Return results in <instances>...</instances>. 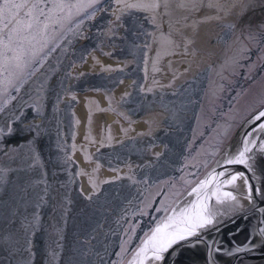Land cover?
Returning a JSON list of instances; mask_svg holds the SVG:
<instances>
[{
    "label": "rangeland",
    "instance_id": "obj_1",
    "mask_svg": "<svg viewBox=\"0 0 264 264\" xmlns=\"http://www.w3.org/2000/svg\"><path fill=\"white\" fill-rule=\"evenodd\" d=\"M247 1L208 7L198 0L193 8L161 0L154 13H116L115 0H100L71 24L37 35L32 44L47 45L11 77L14 86L0 73V264L112 263L143 196L179 169L215 62ZM162 34H170L174 54L164 55ZM92 50L123 66L80 73L74 66ZM88 88L111 97L120 127L149 116L151 128L87 143L72 95ZM85 144L102 167L123 173L84 185L80 166L88 161L77 154Z\"/></svg>",
    "mask_w": 264,
    "mask_h": 264
},
{
    "label": "water",
    "instance_id": "obj_2",
    "mask_svg": "<svg viewBox=\"0 0 264 264\" xmlns=\"http://www.w3.org/2000/svg\"><path fill=\"white\" fill-rule=\"evenodd\" d=\"M262 101L264 0H248L215 62L179 169L143 196L111 264H140L136 254L143 241L157 225L163 229L168 217L179 223L182 209L191 212L198 203L192 189L206 178L211 180L209 195L218 187V194L231 192L236 199L217 203L211 196L206 202L215 213L213 223L177 240L161 253L162 259H145L144 264H264V150L260 148L264 133L252 137L256 145H249V167L224 163L243 148L245 134L264 122L250 123L264 110ZM221 172L224 176H219ZM236 174L242 175L224 183ZM245 177L252 188L251 200Z\"/></svg>",
    "mask_w": 264,
    "mask_h": 264
},
{
    "label": "snow or ice",
    "instance_id": "obj_3",
    "mask_svg": "<svg viewBox=\"0 0 264 264\" xmlns=\"http://www.w3.org/2000/svg\"><path fill=\"white\" fill-rule=\"evenodd\" d=\"M99 2L100 0H75V2H71V0H0V73L6 72L9 77L6 79L5 84L14 86L11 77L23 72L24 68L29 66L39 52L43 51V47H46V40L39 49L32 44L37 35L44 36L50 28L55 31L57 26L63 28L66 23L71 24L74 18L81 16L82 13H87L88 9H94ZM163 2L164 6L167 7L168 0H163ZM238 2H243V0H238ZM115 3L121 13L131 10L154 13L161 6V0H115ZM188 3L195 8L197 0H188ZM217 4L218 0L217 3L209 0L208 7H217ZM180 6L185 7L186 4L181 3ZM94 15L95 12L93 11L89 14V18ZM117 19H120V17L117 16ZM206 19H212V17H207ZM151 22L156 24L155 15L151 17ZM157 28L159 29V25H157ZM68 30L71 31L72 29ZM148 35H152V33ZM159 42L161 48L164 49V55L174 54L167 50L174 43L170 39V34L169 36H163L162 34ZM190 43L192 41L188 40L185 48ZM26 45L31 47H26ZM145 46L151 47L150 45ZM176 47L178 48L179 45H176ZM9 53L11 54L9 55ZM160 55V52H157V60L153 61L154 71L158 70L155 65ZM6 90L7 88L5 87ZM141 90L143 91V89ZM16 91H19L18 87ZM148 91H151V89L149 88ZM261 103H264V101ZM262 120H264V110L259 111L250 123L255 124L257 121ZM9 132H11V129H9ZM254 133H264V122H260L252 131L245 134L243 148L238 150L237 154L228 157L224 161L225 164H243L245 167H249L247 160L250 157L247 154L252 151L249 145H256V139L252 138ZM260 148L264 150V143L260 144ZM224 174V172H221L219 176H224ZM240 175L242 174L232 175L231 179L224 183H232ZM210 183L211 180L206 178L192 189V193H196L198 197V203L192 205L191 212L187 208L181 210L179 223H177L176 217L170 216L167 218L168 223L164 225L163 229L160 225H157L151 235L148 236V239L143 241L142 247L136 254L140 264H144L145 259H162L161 253L167 251L177 240H183L186 236L194 235L197 228H204L206 225L212 224L213 220L211 217L215 213L209 209L206 202L211 196L216 197L217 203H223L225 199H236L231 192L218 194V187L212 190L209 195L206 189ZM245 185L248 193L247 198L251 200L252 188L248 184L246 177ZM257 194H259V189H257ZM159 210L157 209V211ZM149 252H151V255H149Z\"/></svg>",
    "mask_w": 264,
    "mask_h": 264
},
{
    "label": "bare ground",
    "instance_id": "obj_4",
    "mask_svg": "<svg viewBox=\"0 0 264 264\" xmlns=\"http://www.w3.org/2000/svg\"><path fill=\"white\" fill-rule=\"evenodd\" d=\"M114 11L116 13L119 12L116 3H114ZM110 60L106 55H100L97 51L92 50L87 54L81 64L77 63L74 67L79 68L77 71H80V73L93 70L96 73L108 74L120 70L121 66H123L122 62H113ZM89 88L72 95V97H75L72 99L76 100L81 107L82 126L80 128V135L87 143L96 141L99 138L111 140L117 137H123L128 132H131L132 135L142 134L136 133L135 131H141V126L143 125H146L148 130L151 128V118L149 116L139 118L130 124L128 123L125 127H120L119 115L116 113L111 97L103 94L102 91H92ZM75 121H79L78 116H75ZM78 147L79 153L77 154V158L80 159L82 157L80 159L81 161H88L87 163L82 162L80 173L85 176L83 184L86 186L89 185V188H97L103 180L110 182L113 175L117 177L123 173L120 169L102 167L92 158V149H88V145L85 144Z\"/></svg>",
    "mask_w": 264,
    "mask_h": 264
}]
</instances>
